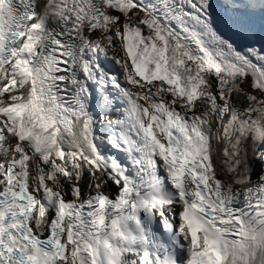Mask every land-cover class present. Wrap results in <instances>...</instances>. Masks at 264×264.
I'll list each match as a JSON object with an SVG mask.
<instances>
[{
	"label": "snow or ice",
	"instance_id": "snow-or-ice-1",
	"mask_svg": "<svg viewBox=\"0 0 264 264\" xmlns=\"http://www.w3.org/2000/svg\"><path fill=\"white\" fill-rule=\"evenodd\" d=\"M253 221L264 0H0V264H233Z\"/></svg>",
	"mask_w": 264,
	"mask_h": 264
},
{
	"label": "clouds",
	"instance_id": "clouds-1",
	"mask_svg": "<svg viewBox=\"0 0 264 264\" xmlns=\"http://www.w3.org/2000/svg\"><path fill=\"white\" fill-rule=\"evenodd\" d=\"M233 264H264V223L253 221L246 238L235 246Z\"/></svg>",
	"mask_w": 264,
	"mask_h": 264
}]
</instances>
